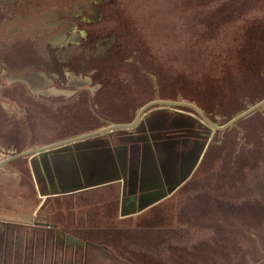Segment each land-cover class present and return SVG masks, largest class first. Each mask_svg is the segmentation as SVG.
Instances as JSON below:
<instances>
[{"label":"rangeland","instance_id":"1","mask_svg":"<svg viewBox=\"0 0 264 264\" xmlns=\"http://www.w3.org/2000/svg\"><path fill=\"white\" fill-rule=\"evenodd\" d=\"M215 1L0 0V162L130 123L154 100L193 104L221 126L263 99L264 0L238 7ZM67 6L72 16L60 18ZM245 51L253 60L244 67ZM189 120L205 142L201 158L174 193L142 213L125 214L119 184L43 198L36 159L1 167L0 230H9L0 259L264 264V107L220 132L190 109L157 107L132 129L93 140L111 142L101 152L123 161L125 173L134 143L173 144L166 155L190 163L196 152L181 146L178 127ZM127 135L139 138L121 142ZM174 166L173 186L185 173ZM56 230L88 245L66 248Z\"/></svg>","mask_w":264,"mask_h":264},{"label":"water","instance_id":"2","mask_svg":"<svg viewBox=\"0 0 264 264\" xmlns=\"http://www.w3.org/2000/svg\"><path fill=\"white\" fill-rule=\"evenodd\" d=\"M157 107H161L162 109H167V110H173V109H179V108L190 109L200 118V120H202L206 125H208L209 129L212 132H220V131H224V130L232 127L237 122L249 117L250 115H252L256 111L263 108L264 107V98L261 99L260 101L256 102L252 106L246 108L242 112L236 114L235 116H233L230 120H228L225 124H223L221 126H217L214 123H212L193 104L186 103V102H179V101L175 102V101H167V100H154V101L148 102L143 107H141L139 109V111L137 112V114L135 115L132 122H130V123L110 125V126L101 128L99 130L89 132L87 134H83V135H79V136H76L73 138H69L66 140L55 142V143H52V144H49V145H46V146H43L40 148H35L32 150H27V151H23V152H20L17 154H13L12 156H9L8 158H6L0 162V168L3 167L4 165L10 163L11 161H14V160L19 159V158L31 156L32 159L34 160L35 158H40L43 156H48V155L53 154V153L61 152L63 150H66L68 147L72 146L73 144L83 142L86 140H90V139H93L96 137H100L101 135H104V134H107L110 136V135L114 134L116 131H128V130H130L136 126V124L140 120V117L145 112H147L150 109H155ZM200 151L202 152V150H200ZM200 151L197 153V155L191 161V165H190L188 171L186 172V174L184 175L183 181L175 184L174 186H172L171 188H168L167 190L163 189L161 192H158V193L150 196L149 199L145 203L138 205L137 211L140 212L143 209L149 208L152 205L161 201L162 199L166 198L167 196L171 195V193H173V191H175L178 188V186H180L188 178L189 171H191V169H193L196 166L198 160L201 158V156L199 157V155L201 154ZM67 157H68L67 163L64 162V163H60L57 165L60 166V165L65 164V165H69V167L64 166L65 167L64 169L58 168L55 170V177H54L53 183L55 182V184H57V186L60 188L53 189V190L45 192V193H41L40 196H42L43 198L73 194L75 192L86 190V189H91V188H94L97 186H104V185H107L111 182H115L118 180L124 181L123 177H120L118 175H116V177L114 179L106 178V179H99V180L94 179L93 181L89 180L92 178V176H94L96 174V170H94L92 168V166L94 165L93 158L89 157L88 155L77 156L76 158H74L72 156H67ZM86 159L89 161L88 163H85ZM77 163L80 165V168H81L80 174L86 180L85 184H83V185L80 184V182H79L80 174L75 169V166L77 165ZM150 163L153 164L152 162H150ZM159 164L163 168H167V167H165L164 161L162 159L160 160ZM148 179H151V178L148 177ZM65 241H66L67 245H82V246L84 245V242L74 238L73 236H69V235L65 236Z\"/></svg>","mask_w":264,"mask_h":264},{"label":"flooded vegetation","instance_id":"3","mask_svg":"<svg viewBox=\"0 0 264 264\" xmlns=\"http://www.w3.org/2000/svg\"><path fill=\"white\" fill-rule=\"evenodd\" d=\"M112 136H116V135H111V137ZM127 137H131V136L127 135ZM127 137H123V139H121V142H125ZM88 145H91V144L84 143L81 146H76V147L74 146L73 149L68 148L61 152L53 153L46 157H43L42 159H40L39 163L36 161L34 162V169H35V174H36L35 180H37V182L40 185H45V188L43 187L44 189L43 193L51 191L53 189L60 188L57 186V184H55V182L53 183L54 177H55L53 167L56 166L59 162L67 163L68 161L67 156L77 157V155L78 156L84 155L83 152H86L85 146H88ZM171 146H173V144L166 146V147L165 146L163 147L162 145H160L157 148V143H153L152 145L148 143H143L141 145V148H140L141 152L139 155H138V152H136L137 150L133 151L132 150L133 148L130 149L129 159L127 162L128 164L126 165V175L122 176L124 179L123 193L126 196L125 197L126 200L123 202L124 209H127V210L129 209L131 211L134 208L135 203H138L139 200L142 201L143 199L148 198L149 196H152L158 192H161L163 189H168L173 186V183L175 182V178H176L174 175L176 166L173 165L174 155L172 154V159L171 157L166 155V154L169 155V153L171 154V152H169L172 149ZM159 151H161V153H159ZM148 154L151 155L150 157H152L153 164L149 163L148 161L146 163V155ZM183 156L184 155L182 154L181 159H180L182 163L184 162L182 166H179L180 172L182 170L187 171L188 170L187 167L189 166L188 162L186 163V159ZM161 159L164 161V165L167 168H163L159 164ZM122 164H123V161H121V165ZM59 167H63L62 169H64V166L60 165ZM77 168L79 170L78 166ZM37 170H40L39 174L37 173ZM120 174L121 172H119L117 175L120 176ZM168 174L169 175L173 174V176L169 177ZM148 177H150L151 179H148ZM81 184H84V181H82ZM148 190L149 192L146 193L145 191H148ZM132 197H134V199L136 198L137 201L134 202L135 200L133 201ZM137 205H141V204L138 203ZM55 234L57 235L56 236L57 240L59 238L63 240L64 243H61V245L63 244L66 248L84 247L82 245H70V246L67 245L65 241V236H68L69 234H66L65 232L61 230H56Z\"/></svg>","mask_w":264,"mask_h":264},{"label":"crops","instance_id":"4","mask_svg":"<svg viewBox=\"0 0 264 264\" xmlns=\"http://www.w3.org/2000/svg\"><path fill=\"white\" fill-rule=\"evenodd\" d=\"M113 135V134H112ZM109 136V135H108ZM109 137H111V135L109 136ZM113 137V136H112ZM93 139H95V138H93ZM93 139H90V140H86V141H83V142H79V143H76V144H73L72 146H70V147H68L69 149H73V147L75 146H81V145H83L84 143H90L91 145H88V146H85V150H86V152H83V154H84V156H86V155H88L89 157H91V158H93V163H94V165L92 166V168L94 169V170H96V174L94 175V176H92V178L91 179H89V180H94V179H106V178H112V179H114L115 177H116V175L119 173V172H121V174H120V177H122V176H125L126 175V173H125V170H124V165L125 164H122L121 165V163H119V165L118 164H116V162H115V160H113V159H110V158H105L104 157V154L101 152V148L102 147H104V148H106L107 146L109 147V145H112L111 144V142L109 141V140H107L108 142H98L97 140H93ZM67 148V149H68ZM88 151V152H87ZM81 154V153H80ZM78 156V155H77ZM79 156H82V155H79ZM72 157H74V156H72ZM74 158H76V157H74ZM103 162H102V161ZM89 161L86 159L85 160V163H88ZM60 163H63V162H59L58 164H60ZM61 166H66V167H69V165H65V164H63V165H61ZM77 166L79 167V170H78V168H77ZM58 168H60V169H62L63 167H59V166H54L53 167V169H54V174H55V170L56 169H58ZM65 168V167H64ZM75 169L78 171V173L80 174V171H81V168H80V165L77 163V165L75 166ZM111 179V180H112ZM82 181H84V184H85V179L82 177V175L80 174V178H79V182H80V184L82 183ZM113 184H119V186H120V188H119V190H120V197L122 196L123 197V202L126 200V196L124 195V193H123V185H124V181H120V180H118V181H115V182H111V183H109V184H107V185H104V186H97V187H94V188H91V189H97V188H101V187H107V186H110V185H113ZM83 185V184H82ZM91 189H86V190H82V191H78V192H83V191H89V190H91ZM178 189V188H177ZM167 190V189H166ZM77 192V193H78ZM146 193L147 192H149V190L148 191H145ZM76 193V192H75ZM173 193H174V191H173ZM172 194V193H171ZM71 195H73V194H67V195H65V196H71ZM64 196V195H63ZM150 197V196H149ZM149 197L148 198H145V199H143L142 201L141 200H139L138 201V203H140V204H143V203H145L148 199H149ZM168 197V196H167ZM54 198H56V197H54ZM132 199H133V201L134 202H136L137 201V199L135 198L134 199V197H132ZM165 199V198H164ZM130 200V199H129ZM163 200V199H162ZM161 200V201H162ZM132 201V202H133ZM122 202V203H123ZM160 202V201H159ZM158 202V203H159ZM137 203V204H138ZM157 204V203H156ZM123 205V204H122ZM155 205V204H154ZM154 205H152V206H154ZM151 206V207H152ZM138 207V206H137ZM137 207H134L131 211L128 209H124V207L122 206V208L124 209V212H125V214H130V215H132V214H134V213H142L145 209H143L142 211H140V212H138L137 211ZM150 208V207H149ZM146 209H148V208H146ZM124 212H123V214H124ZM18 229H20V228H18ZM24 229H27V230H30L31 228L29 227H24ZM6 230H9V227H7V228H4V227H1V230H0V242L3 240V238H4V234H5V232H6ZM85 245H86V243H85ZM10 263H12V262H10ZM0 264H5V260L2 258V259H0Z\"/></svg>","mask_w":264,"mask_h":264},{"label":"trees","instance_id":"5","mask_svg":"<svg viewBox=\"0 0 264 264\" xmlns=\"http://www.w3.org/2000/svg\"><path fill=\"white\" fill-rule=\"evenodd\" d=\"M223 2V3H225L226 5H230V4H232V5H234L235 7L237 6H239L240 4H246V3H248V2H250V1H252V0H216L215 1V3H217V2ZM255 1H253L252 3H254ZM253 9H255V8H253ZM66 12H69V7L67 6L66 7V9L63 11V13L60 15V18L61 17H63V18H69V17H71L72 15H70V13H66ZM250 12L251 13H257L258 11L257 10H250ZM69 14V15H68ZM76 17V16H75ZM62 20V19H61ZM244 45V44H243ZM242 45V46H243ZM244 50H246V49H244ZM248 51H245V56L244 57H242V60H241V62H242V65L245 67L248 63L250 64V62L253 60L248 54ZM251 65V64H250ZM257 66H259V64L257 65ZM258 69H256L257 71H255L256 72V75L257 76H259V77H262V73H263V71H262V69L260 68V67H257ZM264 74V73H263ZM181 130H180V140H181V146H183V148H185V149H190V148H194L195 149V155H194V157L197 155V153L200 151V150H202V147H203V143H205L204 142V139H201L200 137V131L199 130H197V131H195L194 130V128H196L197 127V125H196V123L194 122V121H192V120H189V121H182V123L178 126ZM166 129V128H165ZM164 130V129H163ZM166 132V131H165ZM203 132H205V133H207L206 132V130H204ZM167 133V132H166ZM208 134V133H207ZM203 136V135H202ZM124 137H127V136H124ZM136 138H139V137H127L126 138V141H125V143L126 142H137L136 141ZM165 138H167V137H165V136H162V137H160V139H158V140H160V141H162V139H165ZM203 138V137H202ZM141 142H143V141H141ZM141 143L140 144H137V143H134V144H130V145H128L129 147H131V148H133L132 150L133 151H136V152H138V155L140 154V152H141ZM160 145L157 143V148L159 147ZM180 146V147H181ZM130 148V149H131ZM129 149V150H130ZM185 152V151H184ZM201 152V151H200ZM159 153H161V151H159ZM188 153V156L190 157V153L189 152H187ZM43 157H46V156H43ZM43 157H40V158H35L36 159V162L38 161V163H39V161H40V159H42ZM194 157H192L193 159H194ZM174 159H176L175 158V156H174ZM192 159V160H193ZM203 160H204V162H205V160H206V156L203 158ZM151 162H152V160H151ZM174 164L173 165H175V164H177V165H179V166H182V164L184 163H182V161L179 159V161H178V163L177 162H173ZM187 163V162H186ZM34 164V163H33ZM188 165H189V167H190V165H191V162L190 163H188ZM179 169H180V167H179ZM178 169V170H179ZM188 171V170H187ZM187 171H185V173L182 175V179H180V182L181 181H183L184 180V175L186 174V172ZM175 175V174H174ZM173 176V174H170L169 175V177H172ZM176 181V180H175ZM179 183V182H178ZM258 233H260V232H258ZM259 241V240H258ZM85 244V243H84ZM87 244V243H86ZM88 245V244H87ZM70 246V245H69ZM107 248V247H106ZM111 250V249H110ZM258 251H259V253L261 254H264V250H261V247L259 246L258 247ZM111 252H112V250H111ZM228 253V252H227ZM234 255V254H233ZM122 261H124V262H126V263H128L127 262V260H129L130 261V259H128V256L127 255H123V256H118ZM233 257H230L229 258V260H228V262L226 263V264H237V262H233L231 259H232ZM210 264H215V263H213V262H211ZM216 264H225V263H216Z\"/></svg>","mask_w":264,"mask_h":264}]
</instances>
